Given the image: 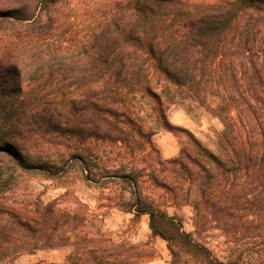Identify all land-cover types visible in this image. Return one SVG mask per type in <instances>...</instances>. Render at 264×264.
<instances>
[{"label": "trees", "instance_id": "trees-1", "mask_svg": "<svg viewBox=\"0 0 264 264\" xmlns=\"http://www.w3.org/2000/svg\"><path fill=\"white\" fill-rule=\"evenodd\" d=\"M69 4L0 11V176L8 167L56 179L76 168L87 181L116 178L132 189V220L148 214L151 236L167 242L168 264H264V0H113L71 38ZM152 70L168 102L175 92L222 122L217 153L184 130L204 161L187 148L158 159L153 186L192 206L194 233L144 199L147 156L124 172L106 166L113 147L119 157L152 147L131 108L137 93L159 99ZM60 199L30 205L0 192V264L66 245L61 262L32 264L146 262V243L104 233L84 202L75 200L80 212ZM206 230L220 232L219 252L195 238Z\"/></svg>", "mask_w": 264, "mask_h": 264}, {"label": "rangeland", "instance_id": "rangeland-1", "mask_svg": "<svg viewBox=\"0 0 264 264\" xmlns=\"http://www.w3.org/2000/svg\"><path fill=\"white\" fill-rule=\"evenodd\" d=\"M34 0H0V11H8L11 8L19 6L22 2L32 4ZM113 0H69L70 4L66 6L63 12V20L68 26L69 37L82 36L94 25L98 19L99 12L109 8ZM149 82L155 94L159 99L136 94V100L132 103V112L135 119L141 124L145 131L151 132L152 147L145 151L135 150V156H116L117 149L113 147L108 155L110 160L106 163L109 172L117 170H131V166L142 167L143 158L147 156L149 164L155 166L154 170H147L139 178L145 180L143 186L148 196V201H152L159 209L165 210L168 215L173 216L181 224L185 232L194 233L195 216L192 206L185 202L184 198L173 200L164 193L162 188H156L153 185L156 180L162 181L159 173L158 159L162 158L157 140H167V133L170 132L175 139L170 138L168 142L176 144V147L187 148L194 154L200 156L196 150L190 149L191 142L184 130L190 131L197 139V135L204 139L199 140L206 148L213 152H218L216 145V135L222 128V122L219 118L213 116L207 111V105H202L194 100L182 99L173 92L175 100L168 102L163 93L162 87L166 85L164 76L157 70L149 73ZM177 115L183 121L190 124L188 128L174 126L173 129H166V122L172 124V118ZM178 119V118H177ZM187 123V124H188ZM190 128V129H189ZM164 137V138H162ZM202 159V157L200 156ZM204 161V159H202ZM102 167V165H100ZM120 168H124L120 169ZM155 177V180L152 179ZM158 181V182H159ZM0 192L2 198L8 201L18 203L32 204L35 199L44 202L61 198L58 204L60 209L78 210L81 208L75 200L84 202L90 209L91 218L95 224L107 234H120L130 239L132 243H146V262L144 264H168L170 253L167 248V242L160 237H152L149 229V215L141 214L136 221L132 220V214L127 212L129 204L134 201L132 189L128 185H123L119 179H95L87 181L76 168L71 169L63 178L45 179L42 176L30 174L20 170L3 168L0 176ZM195 193L190 199L195 198ZM207 229V225H206ZM202 231V230H201ZM201 235L195 234V238L200 240L206 246H209L215 252H219V243L222 236L219 231L207 233V230L201 232ZM208 235V237H207ZM72 251V246L66 245L57 248H48L39 250L33 254H21L6 264H32L39 261L61 262L66 255Z\"/></svg>", "mask_w": 264, "mask_h": 264}, {"label": "crops", "instance_id": "crops-1", "mask_svg": "<svg viewBox=\"0 0 264 264\" xmlns=\"http://www.w3.org/2000/svg\"><path fill=\"white\" fill-rule=\"evenodd\" d=\"M172 123H175L173 126L176 125L177 127H182V126H178V125H183L182 128L185 127L184 129L188 128L190 125L188 122H187L188 124L187 123L183 124L184 122L181 121V118H179L177 115H175L174 118H172ZM167 134H168L167 140H169V141H170V138H172V139L177 138V137L173 136V134H171L170 132H168ZM197 136L199 137L198 139L201 141L204 139L202 136H199V134ZM162 138H164V137H162ZM167 140H163V139L161 141L157 140V143H158V146L160 148L161 155H162L163 159L175 157L179 154V151H180V150H178L179 148L176 147V144L174 146V143L168 142Z\"/></svg>", "mask_w": 264, "mask_h": 264}]
</instances>
